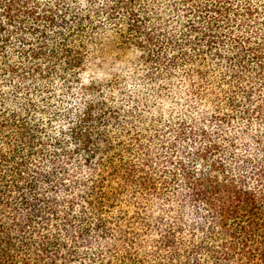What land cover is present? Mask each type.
Returning <instances> with one entry per match:
<instances>
[{
    "label": "trees",
    "instance_id": "trees-1",
    "mask_svg": "<svg viewBox=\"0 0 264 264\" xmlns=\"http://www.w3.org/2000/svg\"><path fill=\"white\" fill-rule=\"evenodd\" d=\"M0 264H264V0H0Z\"/></svg>",
    "mask_w": 264,
    "mask_h": 264
},
{
    "label": "rangeland",
    "instance_id": "rangeland-1",
    "mask_svg": "<svg viewBox=\"0 0 264 264\" xmlns=\"http://www.w3.org/2000/svg\"><path fill=\"white\" fill-rule=\"evenodd\" d=\"M121 41L115 35L108 34L91 48L83 71V81L86 84L104 82L110 76L120 73L141 76L142 65L138 55Z\"/></svg>",
    "mask_w": 264,
    "mask_h": 264
}]
</instances>
